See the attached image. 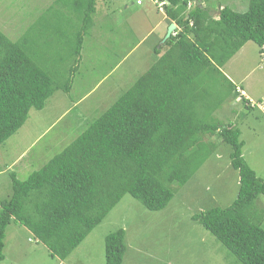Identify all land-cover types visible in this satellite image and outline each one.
Instances as JSON below:
<instances>
[{
  "label": "trees",
  "instance_id": "1",
  "mask_svg": "<svg viewBox=\"0 0 264 264\" xmlns=\"http://www.w3.org/2000/svg\"><path fill=\"white\" fill-rule=\"evenodd\" d=\"M102 1L101 12H111L113 1ZM227 1L214 9L211 0H157L166 3L168 27L175 23L177 29L165 43L166 35L158 39L149 71L49 164L24 181L11 174L12 197L0 201V264L13 223L65 261L127 195L148 211H164L175 186H185L221 143L231 148L239 173L238 197L229 208L193 219L237 264H264V211L256 205L264 180L245 160L241 128L215 116L224 102L238 98L246 111L263 112L222 68L249 42L264 55V0H250L245 12ZM50 2L30 26L15 24L13 38L0 26V145L23 128L32 110H42L56 92H70L99 12V0ZM74 32L75 66L63 86L46 61L54 62L49 52L59 51ZM126 237L124 229L106 237V264L124 263Z\"/></svg>",
  "mask_w": 264,
  "mask_h": 264
},
{
  "label": "rangeland",
  "instance_id": "2",
  "mask_svg": "<svg viewBox=\"0 0 264 264\" xmlns=\"http://www.w3.org/2000/svg\"><path fill=\"white\" fill-rule=\"evenodd\" d=\"M43 1L0 0V26L13 38L15 24L22 21V28L30 26L37 12L51 3L45 0L43 5ZM112 1L111 12H101L106 3L104 7L103 2L97 6L99 12L85 37V49L70 92H56L42 110H32L23 128L0 145V201L12 197L11 174L16 173L24 181L49 164L153 66L157 57L154 47L166 31V26H161L159 32L150 33L160 25L157 1L155 4L143 0L142 6L136 0ZM220 1L210 3L218 9ZM249 2L228 0L226 5L245 12ZM115 7L119 9L113 12ZM137 21L132 34L129 27ZM73 40L75 32L69 42L60 45L59 51L49 52L54 62L46 61L63 86L75 66ZM222 71L239 87L241 96L264 107V55L257 44L249 42ZM215 116L241 128L245 160L264 180V113L257 109L246 111L238 98L224 102ZM230 151L229 146L219 144L185 186H175V196L162 212L148 211L127 195L65 261L52 257L26 227L13 223L7 229L5 259L1 264H106V237L119 229L127 234L128 250L123 264H237L216 237L193 219L209 209L229 208L237 199L239 173L231 165ZM256 205L264 211L263 196Z\"/></svg>",
  "mask_w": 264,
  "mask_h": 264
},
{
  "label": "crops",
  "instance_id": "3",
  "mask_svg": "<svg viewBox=\"0 0 264 264\" xmlns=\"http://www.w3.org/2000/svg\"><path fill=\"white\" fill-rule=\"evenodd\" d=\"M143 1V0H142ZM152 3H154L155 2V4H156V1L157 0H150ZM100 2H103L102 0H99V4H100ZM144 4V2L142 3V5ZM141 5V6H142ZM139 6V5H138ZM157 9H158V12H157V14H158V17H160L161 18V20L159 21V23H158V27H157V25L152 29V30H150V33H152L153 31H156V32H159V28L162 26V27H164V26H166V31L164 32V35H166L167 34V29L169 28L168 27V25L166 24V22H165V13H164V10L163 11H161L160 10V8H159V6L157 5ZM137 15V14H136ZM131 26L129 27L130 28V33H132V34H135V32H136V28H137V26H138V21L137 22H131ZM0 25H2V23L0 22ZM135 25V26H134ZM150 33H148V34H150ZM163 35H161V37H162ZM84 49H85V47H83ZM83 49V50H84ZM230 78V77H229ZM232 80V79H231ZM238 87V86H237ZM239 88V87H238ZM244 89V88H243ZM241 95V94H240ZM248 98V97H247ZM250 98V97H249ZM264 100V99H263Z\"/></svg>",
  "mask_w": 264,
  "mask_h": 264
},
{
  "label": "water",
  "instance_id": "4",
  "mask_svg": "<svg viewBox=\"0 0 264 264\" xmlns=\"http://www.w3.org/2000/svg\"><path fill=\"white\" fill-rule=\"evenodd\" d=\"M176 29H177L176 24L175 23H172L169 26L168 31H167V34H166V36H165V38H164V40H163L162 43H165L172 36V34L176 31Z\"/></svg>",
  "mask_w": 264,
  "mask_h": 264
},
{
  "label": "built area",
  "instance_id": "5",
  "mask_svg": "<svg viewBox=\"0 0 264 264\" xmlns=\"http://www.w3.org/2000/svg\"><path fill=\"white\" fill-rule=\"evenodd\" d=\"M137 3L140 5V4H142V0H137ZM166 3H158L157 2V5L159 6V8H160V10L161 11H163L164 9V5H165ZM253 103V102H252ZM254 104V103H253ZM254 105H256V106H258L259 108H261V110L264 112V110H263V106L261 105V104H254Z\"/></svg>",
  "mask_w": 264,
  "mask_h": 264
},
{
  "label": "clouds",
  "instance_id": "6",
  "mask_svg": "<svg viewBox=\"0 0 264 264\" xmlns=\"http://www.w3.org/2000/svg\"><path fill=\"white\" fill-rule=\"evenodd\" d=\"M99 3V2H98ZM239 89V88H238ZM240 93V92H239ZM249 99V98H248ZM251 102H253L252 100H251Z\"/></svg>",
  "mask_w": 264,
  "mask_h": 264
}]
</instances>
